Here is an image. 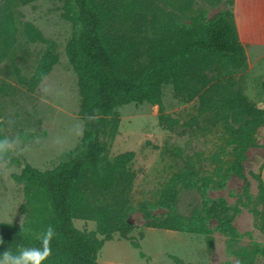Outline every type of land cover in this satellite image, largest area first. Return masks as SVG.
<instances>
[{
  "label": "rangeland",
  "instance_id": "rangeland-1",
  "mask_svg": "<svg viewBox=\"0 0 264 264\" xmlns=\"http://www.w3.org/2000/svg\"><path fill=\"white\" fill-rule=\"evenodd\" d=\"M131 1L123 0L125 5H132ZM63 5L64 0H34L12 9L19 27L17 41L8 52L0 48V124L14 154L40 171L52 170L74 156L83 136L79 81L67 56L74 28L63 17ZM237 8L238 0H136L130 9L142 28L140 63L150 57L149 49L169 31L177 33L206 24ZM6 10L5 0H0V17ZM23 22L33 23L53 41L59 56L33 92H28L18 77L34 73L46 45L30 43L22 33ZM254 44L264 45L245 44L250 55ZM218 65L222 69L215 72L217 79L239 80L241 70L233 72L229 61L219 60ZM205 73L212 75L207 70ZM159 94L165 112L177 121V127L164 125L151 103L134 101L118 106L101 134L105 147L101 165L133 153L127 164L133 178L122 199L120 195L97 192L90 183L84 188L91 205L121 199L129 209L126 221L132 230L128 238L115 233L111 240H105L96 222L88 217H76L74 226L103 241L98 264H246V253L264 248V197L256 160L260 158L259 148L264 147V133L256 130L255 144L246 146L241 160V143L232 136L236 127L230 125L228 112L216 116L198 96L179 101L170 80L160 85ZM21 169V165L11 164L0 148V223L38 236L50 226L49 210L41 196L29 193L24 183L16 181ZM217 200L236 211L234 236L222 232L215 220L206 217L207 208ZM193 205L200 207L203 219L197 222L208 232L145 226L143 206L160 218L171 212L189 215ZM132 242L140 248L133 247ZM257 264L264 261L259 259Z\"/></svg>",
  "mask_w": 264,
  "mask_h": 264
},
{
  "label": "trees",
  "instance_id": "trees-1",
  "mask_svg": "<svg viewBox=\"0 0 264 264\" xmlns=\"http://www.w3.org/2000/svg\"><path fill=\"white\" fill-rule=\"evenodd\" d=\"M31 1L34 0H5L7 10L0 17L2 52H8L17 41L19 27L12 9ZM131 3L136 4V0ZM132 5H125L123 0H64L63 17L74 28L67 56L77 73L81 95L84 127L80 150L54 169L40 171L21 162L12 149H4L10 163L22 167L16 181L24 183L29 193L41 196L49 210L54 237L50 242L51 253L42 264H98L103 241L77 229L73 220L78 216L93 219L105 240H111L115 233L128 238L132 230L126 221L129 209L125 208L121 195L133 178L127 170L133 153L121 154L101 165L105 147L100 137L108 117L118 106L147 101L157 108L159 120L174 129L178 123L165 112L159 94L160 85L170 80L179 101L187 102L198 96L216 116L229 113L230 125L236 127L232 136L241 143L238 154L241 160L245 158L246 146L255 144L256 130L264 124V109L248 100L235 77L219 80L214 75L222 69L219 60L229 61L233 72L245 69V44L264 43V0H238L234 13L221 14L206 24L177 33L169 31L149 49L150 57L144 63L139 61L142 54L138 49L142 28L133 18ZM21 26L30 43L46 45L34 73L18 77L27 91L33 92L52 71L59 56L56 44L46 39L33 23L23 22ZM206 70L212 75L206 74ZM4 139L9 140L0 124V140ZM258 181L264 197L260 176ZM88 183L97 192L120 195L121 199L91 205L84 190ZM199 208L193 205L189 215L171 212L160 218L153 217L146 206L141 211L148 228L206 233L207 229L197 222L203 219ZM235 216L232 207L218 200L212 201L206 211L207 218L215 220L222 232L232 236L236 231L232 227ZM43 232L36 236L0 223V238L5 241L0 251L6 247L13 252L22 246L39 247ZM131 244L140 248L137 242ZM245 256L246 264H257L259 259L264 261V248H255Z\"/></svg>",
  "mask_w": 264,
  "mask_h": 264
},
{
  "label": "crops",
  "instance_id": "crops-1",
  "mask_svg": "<svg viewBox=\"0 0 264 264\" xmlns=\"http://www.w3.org/2000/svg\"><path fill=\"white\" fill-rule=\"evenodd\" d=\"M250 45V44H249ZM262 44H254L253 52L250 55L247 51L248 66L238 73V84L242 87L244 95L251 103L264 109V52ZM264 133V124L258 128V132ZM260 154L256 157L259 162L260 177L264 184V147H260Z\"/></svg>",
  "mask_w": 264,
  "mask_h": 264
},
{
  "label": "clouds",
  "instance_id": "clouds-1",
  "mask_svg": "<svg viewBox=\"0 0 264 264\" xmlns=\"http://www.w3.org/2000/svg\"><path fill=\"white\" fill-rule=\"evenodd\" d=\"M12 143L7 140H0V148L11 149ZM54 237L51 226L47 227L40 237V246H22L18 251L13 252L9 248L0 251V264H42L51 253L50 242ZM5 241L0 238V245Z\"/></svg>",
  "mask_w": 264,
  "mask_h": 264
}]
</instances>
